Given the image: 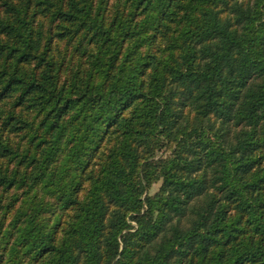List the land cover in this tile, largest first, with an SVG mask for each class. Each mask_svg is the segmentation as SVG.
<instances>
[{
    "label": "trees",
    "instance_id": "1",
    "mask_svg": "<svg viewBox=\"0 0 264 264\" xmlns=\"http://www.w3.org/2000/svg\"><path fill=\"white\" fill-rule=\"evenodd\" d=\"M0 264H264V0H0Z\"/></svg>",
    "mask_w": 264,
    "mask_h": 264
},
{
    "label": "rangeland",
    "instance_id": "2",
    "mask_svg": "<svg viewBox=\"0 0 264 264\" xmlns=\"http://www.w3.org/2000/svg\"><path fill=\"white\" fill-rule=\"evenodd\" d=\"M158 187H159V182L152 185L150 192L153 193L154 191H156L158 189Z\"/></svg>",
    "mask_w": 264,
    "mask_h": 264
}]
</instances>
